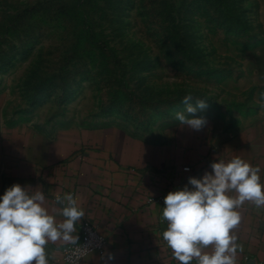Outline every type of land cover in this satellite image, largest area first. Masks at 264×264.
<instances>
[{
  "label": "rangeland",
  "instance_id": "rangeland-1",
  "mask_svg": "<svg viewBox=\"0 0 264 264\" xmlns=\"http://www.w3.org/2000/svg\"><path fill=\"white\" fill-rule=\"evenodd\" d=\"M189 93L199 131L175 118ZM263 114L264 0H0V139L18 118L166 141Z\"/></svg>",
  "mask_w": 264,
  "mask_h": 264
},
{
  "label": "crops",
  "instance_id": "crops-1",
  "mask_svg": "<svg viewBox=\"0 0 264 264\" xmlns=\"http://www.w3.org/2000/svg\"><path fill=\"white\" fill-rule=\"evenodd\" d=\"M14 120L12 138L0 139V195L16 183L29 186L30 193L41 191L45 206L61 222L55 197L74 194L85 216L73 235L81 237L82 223L89 221L106 240L105 255L94 254L84 264H178L162 239L167 227L160 219L163 206L148 200L183 188L188 176L201 178L214 161L239 156L261 167L264 182V114L235 130L188 131L186 137L166 141L130 136L114 127L76 129L74 135ZM240 211L236 231L244 252L238 261L264 264V208L246 203ZM65 246H47L50 264H63Z\"/></svg>",
  "mask_w": 264,
  "mask_h": 264
},
{
  "label": "clouds",
  "instance_id": "clouds-1",
  "mask_svg": "<svg viewBox=\"0 0 264 264\" xmlns=\"http://www.w3.org/2000/svg\"><path fill=\"white\" fill-rule=\"evenodd\" d=\"M182 103L185 108L175 113L176 120L192 130L204 128L207 119L195 114L207 109L209 102L189 93ZM210 167L201 178H189L191 187L185 185L164 197L160 219L167 227L162 239L178 264H237L244 252L236 231L242 220L240 209L246 203L264 208L259 165L237 156L214 161ZM28 188L16 183L0 195V264H50L47 246L56 242L73 246L72 264H80V237L73 233L85 212L77 198L72 193L55 197L64 218L57 222L45 206V194L30 193Z\"/></svg>",
  "mask_w": 264,
  "mask_h": 264
},
{
  "label": "built area",
  "instance_id": "built-area-1",
  "mask_svg": "<svg viewBox=\"0 0 264 264\" xmlns=\"http://www.w3.org/2000/svg\"><path fill=\"white\" fill-rule=\"evenodd\" d=\"M183 171L187 174L191 172L190 167H184ZM188 179L190 176L187 177ZM174 191V189L168 190V192ZM168 192L159 197H150L149 203H158L164 207V197ZM73 246H65L63 248V264H72L74 255H73ZM106 253V240L98 232L97 228L90 223L89 221H84L82 223L81 237L79 240V252L77 255L80 257V264H84L89 257L94 254L100 255L103 257ZM237 264H243L237 261Z\"/></svg>",
  "mask_w": 264,
  "mask_h": 264
}]
</instances>
